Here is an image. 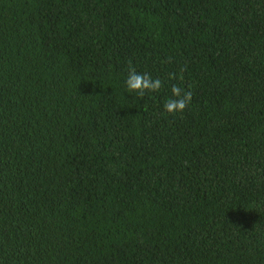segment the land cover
Masks as SVG:
<instances>
[{
    "label": "trees",
    "instance_id": "1",
    "mask_svg": "<svg viewBox=\"0 0 264 264\" xmlns=\"http://www.w3.org/2000/svg\"><path fill=\"white\" fill-rule=\"evenodd\" d=\"M0 264H264V0H0Z\"/></svg>",
    "mask_w": 264,
    "mask_h": 264
},
{
    "label": "clouds",
    "instance_id": "2",
    "mask_svg": "<svg viewBox=\"0 0 264 264\" xmlns=\"http://www.w3.org/2000/svg\"><path fill=\"white\" fill-rule=\"evenodd\" d=\"M126 83L129 89L139 90L141 95L146 89L156 91L161 87V80H153L148 75L136 74L135 72L129 75ZM172 93L174 96L179 97V99L169 100L165 105L169 112L182 110L191 99V93H184V95L181 96V89L175 86L172 89Z\"/></svg>",
    "mask_w": 264,
    "mask_h": 264
}]
</instances>
